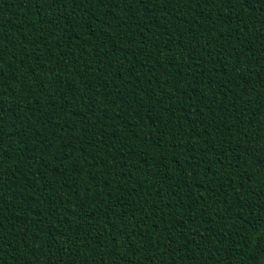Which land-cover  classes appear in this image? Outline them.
I'll return each instance as SVG.
<instances>
[{"label": "trees", "instance_id": "obj_1", "mask_svg": "<svg viewBox=\"0 0 264 264\" xmlns=\"http://www.w3.org/2000/svg\"><path fill=\"white\" fill-rule=\"evenodd\" d=\"M0 264H264V0H0Z\"/></svg>", "mask_w": 264, "mask_h": 264}]
</instances>
